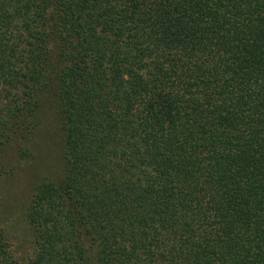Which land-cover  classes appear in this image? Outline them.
<instances>
[{"label": "trees", "instance_id": "16d2710c", "mask_svg": "<svg viewBox=\"0 0 264 264\" xmlns=\"http://www.w3.org/2000/svg\"><path fill=\"white\" fill-rule=\"evenodd\" d=\"M47 117L0 264H264V0H0V177Z\"/></svg>", "mask_w": 264, "mask_h": 264}, {"label": "rangeland", "instance_id": "374dc122", "mask_svg": "<svg viewBox=\"0 0 264 264\" xmlns=\"http://www.w3.org/2000/svg\"><path fill=\"white\" fill-rule=\"evenodd\" d=\"M49 119L31 139V152L20 157L14 148L9 147L4 157L6 172L0 177V228L15 234L17 240L13 247L22 254L27 251L24 208L33 183L46 175L56 177L61 133ZM50 122L54 125H49ZM31 145H34V149H31Z\"/></svg>", "mask_w": 264, "mask_h": 264}]
</instances>
